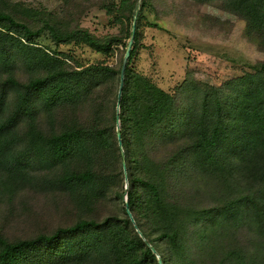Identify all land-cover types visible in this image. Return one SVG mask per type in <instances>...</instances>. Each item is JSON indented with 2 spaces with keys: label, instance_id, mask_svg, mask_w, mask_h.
I'll return each mask as SVG.
<instances>
[{
  "label": "rangeland",
  "instance_id": "374dc122",
  "mask_svg": "<svg viewBox=\"0 0 264 264\" xmlns=\"http://www.w3.org/2000/svg\"><path fill=\"white\" fill-rule=\"evenodd\" d=\"M136 1L0 0V13L28 26L0 20V48L10 56L0 69V88L9 90L11 110L16 92L11 84H3L10 75L27 83L49 71L94 65L98 68L92 76L80 78L83 84L74 101H60L51 114L39 111L40 130L51 135L66 126H96L106 127L110 134L104 144L93 147L99 179L92 189L67 187L59 181L66 169L83 171L89 166L88 157L81 153L67 164L34 167L32 180L20 186L0 182V232L17 241L51 234L82 218L95 219L102 223L93 232L100 237L98 248L80 261L60 256L68 248L67 241H72L69 237L44 245L37 254L44 264H115L111 244L122 234L135 239L126 222L128 196L118 193L122 185L130 186L120 172L124 168L118 158L114 119L119 111L120 128L127 127L131 141L128 169L156 183L167 207L177 213L169 221L157 222V228L182 229L184 246L173 249L164 239L155 238L158 232L151 230L150 204L136 209L168 264H213L218 253L211 251V241L226 244L228 264H264V220L251 203L259 199L264 206V188L234 149L228 150V162L222 166L207 164L202 151L191 149L203 130L226 127L230 131L222 136H231L253 116L252 110H263L264 26L259 29L250 23L234 9L232 0H144L130 62L132 77L122 92L124 102L118 104L119 74L105 66L118 67L123 60ZM80 28L99 38L100 47L91 45L83 34L69 38ZM36 30L40 32L25 38ZM146 79L174 96V121L168 119L167 110L160 116L150 114L146 124L138 119L154 98L147 92ZM91 80L98 86H88ZM27 139L28 125L21 124L16 151L26 150ZM135 183L138 189L140 183ZM194 212L200 215L194 217ZM107 219L110 222L104 224Z\"/></svg>",
  "mask_w": 264,
  "mask_h": 264
},
{
  "label": "trees",
  "instance_id": "16d2710c",
  "mask_svg": "<svg viewBox=\"0 0 264 264\" xmlns=\"http://www.w3.org/2000/svg\"><path fill=\"white\" fill-rule=\"evenodd\" d=\"M137 3V1H136ZM136 3L134 5L136 6ZM144 0H141L143 6ZM234 9L243 17L247 18L250 23L261 29L264 26V0H232ZM9 19L14 25H23L28 28L26 24L16 21L13 17L6 13H0V20ZM54 30V27H51ZM138 30V26H137ZM40 30L31 32L25 35V38H32ZM12 34V33H8ZM77 34H83L84 39L91 45L100 47L98 45L99 38H97L91 31L86 28L74 30L69 38H75ZM137 36V31H136ZM135 36V38H136ZM22 43L23 40H20ZM27 44V43H24ZM30 45V44H27ZM33 46V45H32ZM133 49L129 58L128 66L125 75V86L123 90L127 89L128 83L131 79L130 62L132 59ZM49 59H55L54 56L46 52ZM9 55L0 48V69L3 65L8 63ZM121 64L118 67L106 65L105 68L113 70L121 74ZM97 66L90 65L81 69L75 68L72 71L55 70L49 71L46 75L38 76L31 79L27 83L18 81L14 75H10L4 86L11 84L10 89L16 92V105L11 110L9 107L10 100L8 98L9 90L6 87L0 88V182L7 184L10 187L20 186L29 180H32L31 170L36 167L52 168L58 165L67 164L71 157L76 154H83L88 157V167L81 170L66 169L65 174L60 177L59 181L67 187H78L83 185L92 189L97 184L99 175L93 166L95 144H104L110 137L106 127L89 126L88 128H78L66 126L61 131L52 133L51 135L44 134L41 130V122L38 120V113L47 112L51 114L60 101H74L78 96V91L83 84L81 79L88 78L94 74ZM79 78V81L77 79ZM76 80V85L72 81ZM147 92L154 98H151V103L147 106L142 115H138L143 123H148L151 120L150 114L153 116H160L167 110L168 119L175 120L176 100L172 94L163 88L153 84L146 79ZM88 86L97 87L98 83L93 80L88 82ZM1 87V83H0ZM77 87V88H76ZM124 99L120 100V104ZM261 108V107H260ZM256 111L252 110L249 119L241 126L234 135L224 137L222 133L230 131L226 127H213L208 130H203L200 135V141L194 144L191 149L204 154L205 162L212 166H222L227 164L228 154L230 149H234L244 162L248 163L250 171L257 178V181L264 188V107ZM250 112V110H249ZM120 116V113H119ZM114 119L117 121V115L114 113ZM121 119V116H120ZM21 124L28 125V145L26 150L18 152L15 149L17 142V130ZM41 129V130H40ZM173 134L172 131H169ZM118 136V134H117ZM122 146H118V158L120 159V166L124 168V160L126 165L130 160L128 149L130 148V138L127 133V127L121 129ZM228 144L230 147H223ZM127 149V154L123 150ZM187 149V148H186ZM187 151V150H186ZM121 166V167H122ZM125 174L121 168L120 171ZM126 176V174H125ZM127 179L130 181V186L118 192L122 198L124 194L128 196L130 209L133 213L134 220L126 212V222L130 224L135 233L134 238H128L121 235L110 246L109 250L114 257L115 264H160L158 254L161 255L163 264H168L159 243L155 238L164 239L165 243L170 246H175L173 249L184 246L180 239V229H173L170 226H161L157 228L158 220H170V216H176V211L168 208L164 196L159 186L138 176L133 172V169L127 166ZM140 186L137 189V184ZM143 188V191L141 190ZM257 214L261 220H264V206L259 199L251 201ZM150 204L149 214L153 217L151 230L158 232L155 236L150 235L136 212L137 208L148 207ZM152 204V205H151ZM170 213V214H169ZM194 217L200 215L199 212L192 213ZM263 218V219H262ZM104 224L109 223V219L104 221ZM102 223L91 218H82L76 223L67 226L59 227L55 232L40 233L36 237L23 238L17 241L8 240L0 232V264H44L42 256L37 252L44 245H53L62 239L71 238L72 241H67V247L61 255L72 256V259L80 261L85 255H89L92 250L98 248L97 242L100 237L94 236V233ZM113 225V224H112ZM137 228V230H135ZM142 234L140 233V231ZM114 231V230H113ZM123 233V229L120 230ZM184 231V229H183ZM77 237V241L73 238ZM74 241V242H73ZM171 241V242H170ZM175 243V245H173ZM217 243L211 241V251L218 253V261L213 264H228L229 252L223 241ZM155 248V249H154ZM178 251V250H177ZM39 255V257L37 256ZM36 257V259H34Z\"/></svg>",
  "mask_w": 264,
  "mask_h": 264
},
{
  "label": "water",
  "instance_id": "95a60500",
  "mask_svg": "<svg viewBox=\"0 0 264 264\" xmlns=\"http://www.w3.org/2000/svg\"><path fill=\"white\" fill-rule=\"evenodd\" d=\"M140 8H141V0H137L136 6H135V10H134V13H133L132 33H131L130 39L128 41V45L126 47V50H125V53H124V56H123V60H122V65H121L120 86H119V91H118V104H120V100H121V96H122V92H123V87H124V83H125L126 69H127V66H128L129 58L131 56V51L133 49V43H134L135 36H136ZM120 124H121V122H120L119 111H117V125H118L117 134H118L119 144L122 146V137H121ZM124 168H125V174L127 176V165H126L125 160H124ZM126 209H127V212L129 213V215L131 216L132 220L135 221L128 201H126ZM140 233L142 234L141 231H140ZM159 262H160V264H163V261H162L161 258H159Z\"/></svg>",
  "mask_w": 264,
  "mask_h": 264
}]
</instances>
